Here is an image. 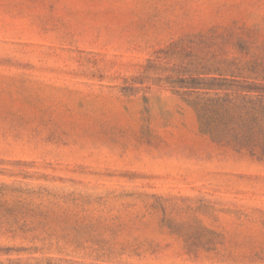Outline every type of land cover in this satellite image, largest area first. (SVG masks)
Instances as JSON below:
<instances>
[{"label": "rangeland", "instance_id": "374dc122", "mask_svg": "<svg viewBox=\"0 0 264 264\" xmlns=\"http://www.w3.org/2000/svg\"><path fill=\"white\" fill-rule=\"evenodd\" d=\"M249 34L264 0H0L1 202L40 206L0 264H264V164L172 86Z\"/></svg>", "mask_w": 264, "mask_h": 264}, {"label": "trees", "instance_id": "16d2710c", "mask_svg": "<svg viewBox=\"0 0 264 264\" xmlns=\"http://www.w3.org/2000/svg\"><path fill=\"white\" fill-rule=\"evenodd\" d=\"M237 44L238 56L214 53L207 63L198 59L172 86L195 112L201 135L264 164V39L249 34ZM1 199L0 193V221H28L26 216L40 209L23 202L26 213L20 215Z\"/></svg>", "mask_w": 264, "mask_h": 264}]
</instances>
